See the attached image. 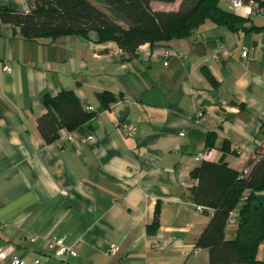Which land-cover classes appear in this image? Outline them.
Here are the masks:
<instances>
[{
    "label": "crops",
    "instance_id": "1",
    "mask_svg": "<svg viewBox=\"0 0 264 264\" xmlns=\"http://www.w3.org/2000/svg\"><path fill=\"white\" fill-rule=\"evenodd\" d=\"M181 1L150 5L178 10ZM0 5L31 10L27 0ZM245 18L248 31L207 20L186 38L142 44L134 56L93 31L28 38L0 21V61L11 64L0 73V248L25 264H57L54 238L76 253L66 264H210L196 241L213 210L190 195V173L220 160L240 171L264 142V14ZM65 90L93 108L76 128L93 142L67 140L76 130L67 128L52 143L41 137L44 95ZM99 93L113 96L108 107ZM236 232L226 224L227 239ZM256 257L264 261V240Z\"/></svg>",
    "mask_w": 264,
    "mask_h": 264
},
{
    "label": "trees",
    "instance_id": "2",
    "mask_svg": "<svg viewBox=\"0 0 264 264\" xmlns=\"http://www.w3.org/2000/svg\"><path fill=\"white\" fill-rule=\"evenodd\" d=\"M99 1L111 15L90 0H28L31 9L28 13L0 5V21L20 26L28 38L86 35L93 31L98 42L114 41L122 53L132 56L142 44L186 38L207 20L231 31L253 28L244 26L245 17L218 8L219 0H182L178 10L168 11L152 9L151 1L172 3L176 0ZM106 96V93L98 94L100 99ZM108 99L107 107L114 98L108 96ZM43 104L47 111L37 118V129L47 144L57 140L63 128L74 130L93 116L92 111L84 110L70 90L56 96L44 95ZM228 149L227 143L221 147L223 152ZM248 166V172L243 174L224 160L202 161L190 173L196 180L189 188L190 195L213 210L209 223L196 241L197 247L208 249L210 264H264L256 257L258 245L264 240V195L255 194L264 191V150L260 157L251 159ZM245 192L236 235L227 239V218ZM153 223L151 229L156 226V218Z\"/></svg>",
    "mask_w": 264,
    "mask_h": 264
},
{
    "label": "built area",
    "instance_id": "3",
    "mask_svg": "<svg viewBox=\"0 0 264 264\" xmlns=\"http://www.w3.org/2000/svg\"><path fill=\"white\" fill-rule=\"evenodd\" d=\"M28 1V0H27ZM227 4L234 10L235 13L248 17L250 15H253L255 13H262L264 14V3L263 0H227ZM167 56H170L174 54L170 50H167L166 52ZM242 56L246 55V50L244 49L241 52ZM11 71V64L9 62H3L0 61V73H9ZM88 111H92L93 108L91 106L87 107ZM124 132L127 135H132L136 131V126L132 124H126L123 126ZM184 133H179V136H182ZM76 138H78L80 141L84 143H91L94 140L93 135L85 134L79 131L78 129L68 132L66 134V139L69 141H74ZM264 150V142L261 143L260 147L257 149V152L253 154L251 159H256L260 157V155L263 153ZM148 161L152 164L156 162L155 157H148ZM249 170V166L243 168L240 170L243 174H246ZM245 200V196H243L238 203V205L229 213V216L227 218L226 224L228 225H235L239 221V211L240 207ZM199 209L202 208L201 206H197ZM48 248L50 251L58 257L60 260L57 264H66V259L69 256H75V251L65 245L61 240H56L54 238H51L48 241ZM165 248V245L163 243L158 245L159 250H163ZM113 251V247L111 248ZM6 262L7 264H25V262L15 256L13 253H11L10 250L5 248H0V264ZM33 264H41V262L38 259H35L33 261Z\"/></svg>",
    "mask_w": 264,
    "mask_h": 264
},
{
    "label": "water",
    "instance_id": "4",
    "mask_svg": "<svg viewBox=\"0 0 264 264\" xmlns=\"http://www.w3.org/2000/svg\"><path fill=\"white\" fill-rule=\"evenodd\" d=\"M217 6H218V8H220L226 12L234 13V10L227 3L219 1ZM248 38H249V35L246 36L245 41H247Z\"/></svg>",
    "mask_w": 264,
    "mask_h": 264
}]
</instances>
